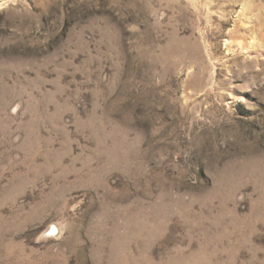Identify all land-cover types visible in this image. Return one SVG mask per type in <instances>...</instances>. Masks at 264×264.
<instances>
[{
	"label": "rangeland",
	"instance_id": "rangeland-1",
	"mask_svg": "<svg viewBox=\"0 0 264 264\" xmlns=\"http://www.w3.org/2000/svg\"><path fill=\"white\" fill-rule=\"evenodd\" d=\"M0 264H264V0H0Z\"/></svg>",
	"mask_w": 264,
	"mask_h": 264
},
{
	"label": "bare ground",
	"instance_id": "bare-ground-1",
	"mask_svg": "<svg viewBox=\"0 0 264 264\" xmlns=\"http://www.w3.org/2000/svg\"><path fill=\"white\" fill-rule=\"evenodd\" d=\"M239 45H241V44H239ZM242 46V45H241ZM242 48V47H241Z\"/></svg>",
	"mask_w": 264,
	"mask_h": 264
}]
</instances>
